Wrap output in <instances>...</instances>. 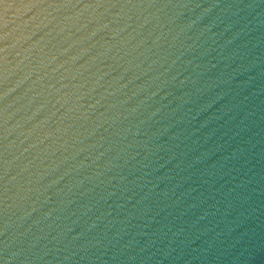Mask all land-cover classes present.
<instances>
[{"label": "water", "instance_id": "water-1", "mask_svg": "<svg viewBox=\"0 0 264 264\" xmlns=\"http://www.w3.org/2000/svg\"><path fill=\"white\" fill-rule=\"evenodd\" d=\"M0 264H264V0H0Z\"/></svg>", "mask_w": 264, "mask_h": 264}]
</instances>
